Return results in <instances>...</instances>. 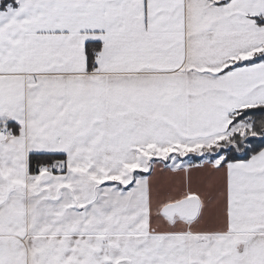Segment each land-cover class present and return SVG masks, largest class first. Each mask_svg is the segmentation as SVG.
<instances>
[{"label": "snow or ice", "instance_id": "obj_1", "mask_svg": "<svg viewBox=\"0 0 264 264\" xmlns=\"http://www.w3.org/2000/svg\"><path fill=\"white\" fill-rule=\"evenodd\" d=\"M0 264H264V0H0Z\"/></svg>", "mask_w": 264, "mask_h": 264}]
</instances>
